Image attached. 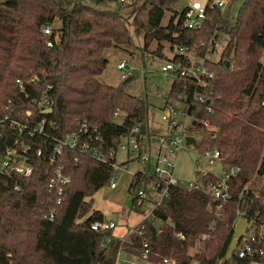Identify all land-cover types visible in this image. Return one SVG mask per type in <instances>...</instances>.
<instances>
[{
    "label": "trees",
    "instance_id": "obj_1",
    "mask_svg": "<svg viewBox=\"0 0 264 264\" xmlns=\"http://www.w3.org/2000/svg\"><path fill=\"white\" fill-rule=\"evenodd\" d=\"M88 1L0 2V105L15 95L17 79L27 82L36 76L35 83L50 87L52 114L46 118L57 127L58 136L71 131L76 120H85L98 127L103 150L109 152L134 126H144V135L152 136L147 131V101L126 93L121 85H104L98 79L108 64V50L133 47L129 27L135 37L142 38L141 51L147 52L155 43V54L162 59L163 43L170 45V51L174 47L192 48L221 33L227 42L220 59L204 64L213 79L196 87L192 77L177 76L167 100L176 101L180 95L185 98L182 102L188 106V115L196 121L191 131L200 136L194 146L199 154L206 147L217 149L223 167L240 168L230 181L231 199L217 211L203 194L171 187L153 210L160 223L155 238L149 228L156 229V223L144 221L143 236L136 230L122 241L114 240L111 231L90 229L91 223L105 219L93 210L91 198L108 186L115 172L114 158L99 163L80 157L75 163L67 152L64 171L71 183L65 188L54 221L49 222L43 218L49 201L45 153L35 158L29 178L0 175V264H115L120 252L139 259L142 239L150 247L147 264H163V259L175 264H250L236 253L227 261L225 254L233 237L237 208L248 216L258 214L256 220L264 229V0H243L231 21L221 18L219 9H207L204 26L197 31L182 29V12H174L167 25H162L175 0H145L129 10L101 9ZM123 11H131L132 18L125 17ZM55 21L59 24L53 35L44 36L42 27L55 25ZM56 32L58 41L49 49L46 41ZM204 51L201 48V55ZM171 62L190 65L186 57L175 56ZM195 94L204 102L193 100ZM116 110L124 114L120 125L113 121ZM204 122L208 127L202 126ZM46 146L48 142L42 145ZM208 178L216 180L212 174ZM153 181H157L155 176L139 174L131 180L128 192L132 205L137 207L135 187L148 193ZM16 184L19 190H14ZM257 262L264 264V245Z\"/></svg>",
    "mask_w": 264,
    "mask_h": 264
},
{
    "label": "built area",
    "instance_id": "obj_2",
    "mask_svg": "<svg viewBox=\"0 0 264 264\" xmlns=\"http://www.w3.org/2000/svg\"><path fill=\"white\" fill-rule=\"evenodd\" d=\"M103 1L115 3L123 10L135 8L145 2V0ZM227 3L228 0H189L182 11V29L200 30L206 21L207 9L221 10ZM53 29L54 25H47L42 27V33L44 36H51L53 35ZM58 38V32L54 33L53 39L46 41V47L53 48ZM217 40V36L213 35L207 42L202 41L198 46L195 45L192 48L186 46L174 47L172 58L170 61L166 60L161 66V72L164 74L173 73L174 78L177 76L192 77L196 87H204L206 79H213V74L205 68L204 64L210 61L209 56L215 53L218 46ZM201 48L205 49L202 55ZM175 56L186 57L190 65L186 66L181 62L174 64L171 61ZM117 70L122 72L120 75L121 80H125L130 73L125 60L117 65ZM36 80V76H33L27 82L17 79L14 83L15 95L9 97L0 105V175L9 179L12 177L29 178L33 174L35 158L43 157L46 153L48 156L46 160L48 167L46 188L49 201L43 209L45 220L54 221L65 188L71 183V178L64 171V157L67 152L74 156L75 163L78 162L80 157H87L99 163H105L107 157L114 158L115 163L112 168L115 169V172L110 175L108 182L111 190L116 188V173L122 165L116 162V153L119 149L127 153L123 164L132 161L136 164L137 169L131 174V180L138 174L156 177L157 181H153L148 186V193L140 186L139 188L135 187L136 206L144 211L143 205L148 203L151 209L148 215L128 234L135 233L137 230L138 235L143 236L144 221L157 223V220L153 217V210L161 205L163 199L167 196L168 189L171 187L186 192L203 194L216 206L217 211L231 199L230 181L236 177L240 168L223 167L221 154L217 149L206 147L199 154L208 166L213 168L216 164L220 165V170L217 173L211 170L198 171L196 179L192 181H183L175 177L176 156L183 147H188L185 145V138L192 137L186 133L185 123L182 124L181 132H178L180 124L174 119L179 114L190 117L188 112L182 114L183 108L188 111V106L182 102L185 99L183 96L180 95L176 100L182 103L181 109H167L165 106L164 110L166 111L161 117L162 121L172 127L171 136L157 139H154L153 136L146 137L145 133H141L140 126H134L130 129L128 136L121 139L116 149L105 152L98 127L89 125L85 120H76L71 131L65 133L62 137L58 136L57 127L46 118L49 115L42 114L43 111L52 110L53 104L48 96L50 87L43 88L40 83H35ZM193 100L199 103L204 102V98L196 94L193 96ZM23 102L28 104L25 105ZM261 106L264 107V96L261 100ZM119 114V110H116L113 120ZM208 124V122H204L202 126L208 127ZM45 142H48V146L42 147ZM210 174L214 175L216 180H210L208 178ZM134 184H137V180L134 181ZM249 185L250 182L242 189L241 195L248 190ZM14 190H19V184H16ZM151 192L156 198L150 195ZM257 217L258 214L254 216L246 215L240 208H237L235 214L234 226L239 219H245L248 224L246 235L240 240L235 253L238 258L249 260L250 264H260L257 262V258L263 255L264 229L258 224ZM115 228L116 223L112 220L107 221L104 219L90 224V229L95 232H112ZM157 231L159 232V230ZM177 236L180 240H184L183 235L178 234ZM109 242L110 239L107 238L106 243ZM149 253V243L146 239H142L139 259L128 261L127 264H147ZM163 264H175V262L170 259H163Z\"/></svg>",
    "mask_w": 264,
    "mask_h": 264
},
{
    "label": "rangeland",
    "instance_id": "obj_3",
    "mask_svg": "<svg viewBox=\"0 0 264 264\" xmlns=\"http://www.w3.org/2000/svg\"><path fill=\"white\" fill-rule=\"evenodd\" d=\"M243 0H228L227 5L219 10L220 16L223 19L232 20L241 6ZM189 0H175L171 6V11H166L162 20V25H167L170 17L174 12L181 13ZM89 5H92L101 9L118 10V6L111 2H95L88 1ZM125 17L132 18L131 11H123ZM59 22L55 21L54 27H58ZM131 35L133 38V47L110 49L105 53L108 64L103 73L98 77L99 81L108 86L118 87L123 86L126 93L139 97L143 93V98L148 103V125L147 131L150 135L157 139L159 137H169L172 135V127L168 123L162 121L161 117L164 115V108L167 109H181L182 103L179 101H168L167 96L170 90V86L175 79L173 73H162L160 68L165 63V59H171L173 56V49L170 51V45L163 43L162 55L165 59L157 56V45L152 43L147 52L141 51L143 41L142 38L135 37L131 28ZM217 47L214 54L209 56L210 60L218 61L220 59L221 52L226 45L227 38L225 35L218 33ZM210 39V38H209ZM125 60L126 66L129 72L131 70H137L139 75L137 78L132 79L124 83V80L120 79L122 72L117 70V65ZM165 60V61H164ZM167 104V105H166ZM174 119L180 124L178 132H181L182 124L185 123L187 128V134H190L195 140H199L200 136L191 131L192 119L183 115H178ZM124 120V114L120 113L114 118V123L120 125ZM126 142V141H124ZM127 153L119 149L116 153L117 164H122L120 170L116 173V188L114 190L109 189V186L103 187L98 190L92 196L93 210L101 212L104 217L109 213L116 215L115 223L117 233H127L132 228L136 227L138 223L149 213L151 206L146 203L143 205L142 211L139 207L132 205V195L128 192V187L131 181V174L137 169L135 162H129L123 164L126 159ZM264 156V148H263ZM175 159V158H174ZM175 177L183 181H192L196 179L198 171L211 170L216 173L220 170V165L210 167L206 162L200 158L199 152L193 146L183 147L177 154L175 159ZM153 192L150 195L156 198ZM156 227L160 226V223L155 224ZM122 241V240H121ZM120 254V253H119ZM116 263L118 264V257Z\"/></svg>",
    "mask_w": 264,
    "mask_h": 264
},
{
    "label": "water",
    "instance_id": "obj_4",
    "mask_svg": "<svg viewBox=\"0 0 264 264\" xmlns=\"http://www.w3.org/2000/svg\"><path fill=\"white\" fill-rule=\"evenodd\" d=\"M97 2H99L100 0H96ZM226 66L228 65L227 62L224 63ZM139 75L137 70H131L130 73L127 75L126 79L124 80V83H126L129 80L135 79L137 78ZM140 97L143 98V93L140 94ZM52 113V110H46L43 111L42 114L44 115H50ZM187 110L186 108L182 109V114H186ZM192 126L196 125V121H192L191 123ZM141 133H145V127L141 126ZM185 145L186 146H195V139L193 137H186L185 138ZM116 219V215L109 213L106 217L105 220L107 221H113ZM248 229V224L247 221L245 219H239L237 220L235 226H234V230H233V237L229 243L228 249L226 251L225 254V260H230L233 256V254L235 253L237 246L240 242V240L246 235ZM152 237L155 238L156 236V230L154 227H150L149 228Z\"/></svg>",
    "mask_w": 264,
    "mask_h": 264
},
{
    "label": "crops",
    "instance_id": "obj_5",
    "mask_svg": "<svg viewBox=\"0 0 264 264\" xmlns=\"http://www.w3.org/2000/svg\"><path fill=\"white\" fill-rule=\"evenodd\" d=\"M113 221H115V220H113ZM157 229H159V227H156L155 230L157 231ZM115 230H116V228L112 231L114 240H124L126 235L129 233V232L117 233V232H115ZM118 259H119L118 264H127L128 261L137 260L134 256H130V255L126 254L125 252H120Z\"/></svg>",
    "mask_w": 264,
    "mask_h": 264
}]
</instances>
